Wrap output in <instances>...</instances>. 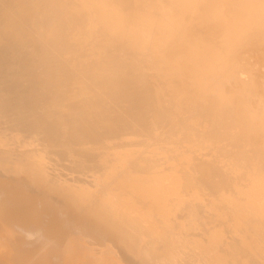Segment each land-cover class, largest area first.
Instances as JSON below:
<instances>
[{"label": "bare ground", "instance_id": "6f19581e", "mask_svg": "<svg viewBox=\"0 0 264 264\" xmlns=\"http://www.w3.org/2000/svg\"><path fill=\"white\" fill-rule=\"evenodd\" d=\"M100 242L264 264V0H0V264Z\"/></svg>", "mask_w": 264, "mask_h": 264}, {"label": "rangeland", "instance_id": "374dc122", "mask_svg": "<svg viewBox=\"0 0 264 264\" xmlns=\"http://www.w3.org/2000/svg\"><path fill=\"white\" fill-rule=\"evenodd\" d=\"M94 211V213L96 214V215H101L102 217H105V208H98V207H95V210H93ZM86 212H88V213H90L89 211H86ZM102 220L105 222V223H107L105 220H104V218H102ZM87 228V230L89 231V232H92L91 231V229L90 228H88V227H86ZM112 230H115L114 228H112V227H110ZM116 229H118V234L119 235H124V236H128V232H126L127 230H125V229H119V228H116ZM92 237H98L97 235H96V233H94V232H92ZM122 235V236H123ZM130 240L133 242V238H130ZM100 245H102V247H105V248H111L112 249V256H111V262H109L110 264H128L127 263V261L120 255V253L118 252V250H116V249H114V248H112V246L109 244V243H106V242H100ZM106 256V252H103V253H101L100 254V257L101 258H104ZM107 257V256H106Z\"/></svg>", "mask_w": 264, "mask_h": 264}]
</instances>
